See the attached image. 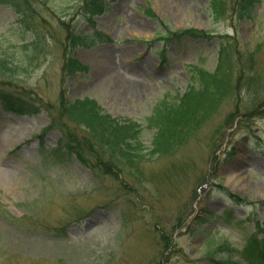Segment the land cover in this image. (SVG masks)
Masks as SVG:
<instances>
[{
	"label": "rangeland",
	"instance_id": "rangeland-1",
	"mask_svg": "<svg viewBox=\"0 0 264 264\" xmlns=\"http://www.w3.org/2000/svg\"><path fill=\"white\" fill-rule=\"evenodd\" d=\"M91 1L36 0L28 32L0 6V54L20 68L18 79L0 78V92L40 109H1L0 264H249L248 238L264 243V89L246 87L251 73L264 77V0L245 22L239 0H227L221 20L211 0H103L98 14ZM191 30L215 38L196 41ZM225 38L236 94L174 155L149 156L154 110L183 97L190 67L215 72ZM36 40L44 52L34 55ZM73 58L87 71L69 73ZM117 79L142 89L124 94ZM77 99L142 125L146 160L130 169L107 159L108 177L81 164L67 148L87 135L56 112Z\"/></svg>",
	"mask_w": 264,
	"mask_h": 264
},
{
	"label": "trees",
	"instance_id": "trees-1",
	"mask_svg": "<svg viewBox=\"0 0 264 264\" xmlns=\"http://www.w3.org/2000/svg\"><path fill=\"white\" fill-rule=\"evenodd\" d=\"M34 1L36 0H0V6H7L15 11L19 17H24L23 28L28 32L32 30V16L35 10L31 4ZM211 2V11L214 19L221 20L226 13L224 9L228 1L212 0ZM261 2L262 0H239L235 7L239 19L243 20V22L252 21L256 15L257 6ZM87 7L90 12L94 13H102L107 8L103 0H92L87 3ZM90 16L93 17L92 14ZM184 34L190 39L202 42L215 38V35L212 36L195 30L185 31ZM87 35L91 37L93 33ZM98 36L99 38L94 39L102 41L103 38H106L102 33H98ZM223 40H220L219 62L215 72H209L197 66L190 67L192 69L189 74L192 82L183 97L173 103L163 102L154 110L152 117L148 121V126L155 130V138L152 142V150L149 156L170 157L174 155L175 152L184 146L188 138L196 132L204 120L220 110L224 98H227L230 94H236V86L240 82V77H232L231 70L233 68L230 66L231 63L228 65L230 62L229 52L232 45H230L231 43H225L227 41L226 38ZM38 42L36 40V44L33 45L34 55L38 52H44V46ZM94 43H96L95 40ZM83 47L88 48L90 46L83 45ZM1 54L0 78H4L6 82L18 79L17 75L20 68L11 63V59L9 61L7 56L3 57ZM69 61L70 64L67 67L69 73H84L87 71V66L82 65L76 58ZM226 66L229 68L227 69ZM240 72L244 74L245 69L243 66ZM247 74L245 73V76ZM246 87H248V91L257 95L264 89V77H256L251 73L248 76ZM59 107L56 112L63 117L66 116L74 124L80 125L87 135L81 141L79 139V141L77 139L71 140L72 144L67 149L76 156V159L81 164L91 168L95 174H99L101 177H108L107 174L112 175V171H106L107 159L108 161L109 159H116L115 164L119 161L130 169L134 168L135 163H143L146 160L147 155L144 154V151L147 148L143 146L142 133L144 129L142 125H138L131 120H117L111 115H106L100 105L89 99L67 100ZM1 109H4L5 114L12 113L19 116L29 113L35 114L40 111V109L19 104L17 98L6 92H0V113L2 112ZM229 115L234 119L239 117L238 113ZM61 126L66 128V125L61 124ZM72 135L76 138L74 133ZM71 137V133H68V138L70 139ZM107 153H111V155ZM173 169L168 170L163 178L168 177ZM114 175L116 176L115 173ZM201 220L205 221V219ZM170 246L171 244L168 243L165 248L169 249ZM240 256L244 262L249 264H264V243L260 244L256 241L254 242L251 237L248 238L245 247L240 251Z\"/></svg>",
	"mask_w": 264,
	"mask_h": 264
},
{
	"label": "bare ground",
	"instance_id": "bare-ground-1",
	"mask_svg": "<svg viewBox=\"0 0 264 264\" xmlns=\"http://www.w3.org/2000/svg\"><path fill=\"white\" fill-rule=\"evenodd\" d=\"M120 80H122V79H120ZM120 80L117 79V83H118V84L120 83L122 87L126 88V89H124V92H123L124 94H127V95H129V94H134L133 91H135V92H139V91L142 89L141 86L130 88V86H132V85H129V84L131 83L130 80H128V81L124 80L123 82L120 81ZM128 83H129V84H128ZM133 85L136 86V84H133ZM129 92H130V93H129Z\"/></svg>",
	"mask_w": 264,
	"mask_h": 264
}]
</instances>
